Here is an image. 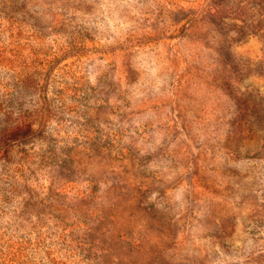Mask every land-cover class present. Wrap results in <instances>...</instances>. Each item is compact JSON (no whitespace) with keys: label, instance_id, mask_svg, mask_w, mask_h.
I'll return each instance as SVG.
<instances>
[{"label":"rangeland","instance_id":"obj_1","mask_svg":"<svg viewBox=\"0 0 264 264\" xmlns=\"http://www.w3.org/2000/svg\"><path fill=\"white\" fill-rule=\"evenodd\" d=\"M0 264H264V0H0Z\"/></svg>","mask_w":264,"mask_h":264}]
</instances>
